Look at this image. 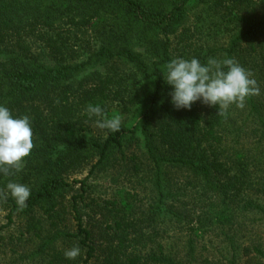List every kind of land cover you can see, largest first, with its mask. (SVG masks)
<instances>
[{"label": "trees", "instance_id": "trees-1", "mask_svg": "<svg viewBox=\"0 0 264 264\" xmlns=\"http://www.w3.org/2000/svg\"><path fill=\"white\" fill-rule=\"evenodd\" d=\"M175 58H234L260 95L227 118L199 100L176 109L163 79ZM89 104L120 130L97 128ZM0 106L33 132L22 170L0 173V189L31 191L22 211L0 200V230L15 225L28 264H249L238 249L262 253L234 237L264 218V0H0ZM169 224L185 230L181 248L164 241ZM212 234L226 263L198 249Z\"/></svg>", "mask_w": 264, "mask_h": 264}, {"label": "clouds", "instance_id": "clouds-1", "mask_svg": "<svg viewBox=\"0 0 264 264\" xmlns=\"http://www.w3.org/2000/svg\"><path fill=\"white\" fill-rule=\"evenodd\" d=\"M164 68L163 79L172 86L169 95L176 109H190L199 100L209 107H217V115L227 118L228 109L232 105L243 109L247 98L260 95L254 74L234 58H209L204 65L196 58H175L165 64ZM86 113L89 118L97 117V128L110 132L120 130V118L108 117L100 106L89 104ZM33 147L30 118L26 115L13 118L7 107L0 106V173L8 177L20 172ZM30 194L27 185L10 181L5 189H0V200L7 201L10 196L15 201L17 211H22L27 207L26 201ZM80 254L78 245L64 252V256L70 260Z\"/></svg>", "mask_w": 264, "mask_h": 264}, {"label": "rangeland", "instance_id": "rangeland-1", "mask_svg": "<svg viewBox=\"0 0 264 264\" xmlns=\"http://www.w3.org/2000/svg\"><path fill=\"white\" fill-rule=\"evenodd\" d=\"M87 172H83L82 174L73 176L72 178H69V182H73V178L75 179H81L86 175ZM73 190L77 189L79 187L78 183H72ZM100 183L98 186V191L100 194L104 195L107 194V188L106 184L104 186H101ZM6 210L0 208V226L5 225L6 223ZM246 223V229L244 230V234H236L234 237L235 239V245L238 246H244V245H251L252 243L259 244V248L261 249V254H256L253 252V249H245L239 251V258L242 261H249V264L253 263V258L255 257V260L258 259L260 263H264V218H260L259 216L254 217H247L245 220ZM170 228L165 229L164 234V241L167 243H170L175 249L177 247L181 248L182 241L185 239V230L178 231L176 225L169 224ZM15 225L12 224L10 227H4L0 230V235L3 236V239H0V264H28L29 258H27L26 254L28 253V246H26L24 249L20 248L18 244L14 240L10 239V236L17 237L15 234ZM198 245V249L202 251L206 255V253L209 251L216 259L221 260L220 262L226 263L229 256L225 254L224 246L225 243L222 241V237L219 235H215L211 237H207V235H204L202 237H197L196 241ZM201 247H204L203 249H200ZM12 250H14L12 252ZM22 251L23 257L20 258L19 253ZM210 259V258H209Z\"/></svg>", "mask_w": 264, "mask_h": 264}]
</instances>
